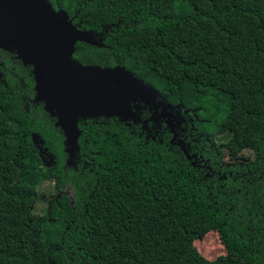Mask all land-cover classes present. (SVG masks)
Returning <instances> with one entry per match:
<instances>
[{"label":"trees","instance_id":"1","mask_svg":"<svg viewBox=\"0 0 264 264\" xmlns=\"http://www.w3.org/2000/svg\"><path fill=\"white\" fill-rule=\"evenodd\" d=\"M47 2L88 35L75 62L138 88L86 76L85 109L64 113L0 45V264H212L194 248L211 231L264 264V0H172L166 18L155 0ZM230 141L254 160L225 162ZM44 179L59 196L38 215Z\"/></svg>","mask_w":264,"mask_h":264},{"label":"water","instance_id":"2","mask_svg":"<svg viewBox=\"0 0 264 264\" xmlns=\"http://www.w3.org/2000/svg\"><path fill=\"white\" fill-rule=\"evenodd\" d=\"M68 20L66 12L54 11L47 0H0V45L10 42L19 53L28 54L39 88L56 94L55 101L65 108L64 113L85 109L90 93L85 87L86 76L116 78L137 92L138 86L125 76L123 69L82 66L71 58L74 44L89 42V38ZM37 30H41L42 38L33 43Z\"/></svg>","mask_w":264,"mask_h":264},{"label":"rangeland","instance_id":"3","mask_svg":"<svg viewBox=\"0 0 264 264\" xmlns=\"http://www.w3.org/2000/svg\"><path fill=\"white\" fill-rule=\"evenodd\" d=\"M153 13L162 18L170 17L172 14V0H155L152 5ZM132 41L131 38H125L119 41V46L128 45ZM140 47L148 46L150 44V34H147L145 38L139 43ZM96 138L93 136L90 138L89 144L92 147H95L99 142L96 139L101 137L96 135ZM114 136H109L101 142V144L106 147H112L113 145L109 142V138ZM87 142V141H86ZM36 147L39 150V155L44 166L51 165V158L48 156L46 151L41 148V145L36 141ZM117 147V146H116ZM117 152V151H116ZM223 160L229 163H238V162H250L254 160V153L249 149H241L238 145L232 141L228 142L225 147L222 148ZM110 160V157H107ZM119 156L114 154L112 158V164L121 165V160H118ZM179 190V188H178ZM39 197L35 203L33 210L36 214L42 215L48 207V202L51 199H55L59 194L54 189L53 181L50 179H44L38 187ZM70 199L73 198V192L70 188H66L64 193ZM61 195V194H60ZM72 201V200H71ZM195 250L209 263L212 264H247L245 260L239 255L229 253L223 244H221L219 235L215 231L207 233L203 238L198 239L194 242Z\"/></svg>","mask_w":264,"mask_h":264}]
</instances>
